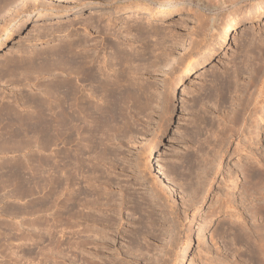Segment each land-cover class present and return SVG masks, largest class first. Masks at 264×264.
<instances>
[{
    "label": "rangeland",
    "instance_id": "374dc122",
    "mask_svg": "<svg viewBox=\"0 0 264 264\" xmlns=\"http://www.w3.org/2000/svg\"><path fill=\"white\" fill-rule=\"evenodd\" d=\"M231 1L160 14L138 6L151 0H37L6 37L23 0L0 3V105L27 124L40 104L75 116L0 148V264H253L242 251L255 230L264 240V0ZM82 59L97 83L71 69ZM99 82L118 102L94 101L90 131L72 90L99 96Z\"/></svg>",
    "mask_w": 264,
    "mask_h": 264
},
{
    "label": "bare ground",
    "instance_id": "6f19581e",
    "mask_svg": "<svg viewBox=\"0 0 264 264\" xmlns=\"http://www.w3.org/2000/svg\"><path fill=\"white\" fill-rule=\"evenodd\" d=\"M35 1H37V0H23V2H21L16 7V9L14 11H12V13H10L9 15H6L7 17L8 16L9 17H8V19H5V21H4L3 29L5 28L4 29V34L5 35H3V36L6 37V36L9 35L11 27L18 23V20L22 18V16L29 10L31 5ZM232 1H231L232 2L231 5H232V7H235V8L238 5V3H240V0H232ZM1 2H3V0H0V3ZM151 2H153L154 5H151L152 3L145 2V3H140V5H138V6L141 9H144L146 12L153 11L155 13L162 14L163 12H166V11H168L170 9H173L174 7L180 5L179 3H178V5L175 4V2H173V0H156V1L155 0H151ZM1 4H3V3H1ZM4 6L5 5H3V7ZM203 6L208 12L213 13V14L214 13H218V12L223 11V10L226 9V4L224 2L219 3V4H211L209 2H205ZM258 20H260V16L259 15H257L253 19H251V21L249 23H247L248 25H246V24L240 25L239 27H236V28L231 29V30L224 29V32H227L226 39L235 38L236 36L241 34V32H243L247 28V26L252 25L254 22H256ZM211 21L213 23L215 21V19L212 18ZM211 29H212V27H211ZM48 60H53V59H49L48 58ZM87 63L88 62L86 61V59H82V61H80V62L76 61L73 64L69 63V65H70L71 69L74 70V72L76 74L78 73V74L81 75L80 76L81 78L83 76V78L85 77L84 79H87L91 83H94V82H96V81L93 80L94 78L96 79L95 74H94L95 72L94 73L92 72L91 67H88ZM187 66H188V68L186 69L184 74H188L189 73V71L191 70L192 64L188 63ZM99 83L100 84H98V86L99 85L101 86V82H99ZM98 86H97V88L95 87L97 90L99 88ZM95 88H94V90H95ZM101 90H102V94L101 95H99V96L98 95H94L93 92H91V93H89V96H88L87 99L82 97V96L76 97L75 96L76 95V93H75L76 91L74 89L72 90L73 98H75V100L78 101L77 104L84 102V106L83 107L86 108V110L88 111L89 114L91 113L90 115L94 116L93 118H91L90 131H94L95 129H98L100 127V124L102 123V121H101L102 120V116H103L102 113L100 112L99 105L94 104V101L95 102H100V100L101 101H105L106 98H108L110 96H113L115 98L114 103L118 102V94L115 95V94H111V93L110 94L106 93L109 90V85H106V86L102 85L101 86ZM91 101H93V102H91ZM93 104L95 106H93ZM72 105L73 104L69 105V109L70 110L72 108ZM4 109L5 108L0 105V148L2 150L7 146L6 141H8V139L20 138V134H21V133H19L20 129H24L23 130V132L25 134L24 136H26V135H28V133H32V134L35 133L36 134L38 132H48V129L51 127V122L55 123V125H54L55 128H61V127L65 126L66 122L75 121V116H73L74 115L73 112L72 111L71 112H64L63 106L60 105V104H51L50 103L47 106H44L43 104H40L35 109V111H36L35 113H37V114H35L33 112L34 115H32L33 119L31 121H34V122L29 123V124L22 123L21 121L17 122L16 117L15 116H9V113L4 111ZM2 112H4V113H2ZM95 116H97V117H95ZM3 120H9V122H8L9 126L8 127H9L10 130L8 132L5 131L6 133L2 131V128H5L4 127L5 124L2 122ZM3 135H6V137H4ZM13 169H15V168H13ZM23 171H22V169L18 168V169L13 170V172L11 171L10 175L12 173V177H13L14 181H17L19 179L21 180ZM57 171H58V169H57ZM4 173H5V171H4ZM257 183L258 184H262L264 186V174L263 173L260 174V176H259L257 182L255 183V185ZM56 185H58V183ZM252 195H254V194H252ZM259 199H262V198H259ZM261 207L260 208L263 209V210H261V209L260 210L264 212V205H262ZM256 210H257V208H256ZM254 233H255L254 234L255 236L253 235V237H256V238H253L254 240L252 239L253 240L251 242L252 244H248V246L245 247L246 249L244 251H242V253L244 255H246L248 257L247 259L250 262H252L253 264H260V263L264 264V240L261 237L260 230H255ZM246 238H248V236ZM234 244H236V243H234ZM79 261L80 260H79L78 255L76 253H73L72 256H71L70 264H79ZM180 263H181V261H180Z\"/></svg>",
    "mask_w": 264,
    "mask_h": 264
}]
</instances>
